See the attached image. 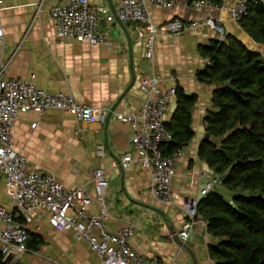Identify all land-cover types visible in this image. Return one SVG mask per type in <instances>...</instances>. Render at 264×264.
<instances>
[{"label": "crops", "instance_id": "0c3cea01", "mask_svg": "<svg viewBox=\"0 0 264 264\" xmlns=\"http://www.w3.org/2000/svg\"><path fill=\"white\" fill-rule=\"evenodd\" d=\"M90 1L92 6L106 5L114 10L119 0ZM190 1L175 0L171 8L150 5L158 28L153 58L146 55V37L141 40L137 36L138 29L144 27L142 23L108 22L103 18L100 28L112 46L95 45L61 40L57 36L50 9L61 0H6L2 6L5 40L0 43V70L7 66L8 77L33 76L40 88L52 93L63 91L82 104L108 110L105 121L97 115L91 122L55 108L43 113L20 112L13 129L16 148L27 156L30 168L55 174L65 186L83 187L94 197L93 171L103 169L109 182L107 228L117 231L133 225L135 233L129 244L134 249L145 257H159L174 264H192L188 253L173 238L174 231L179 232L187 221L182 202L185 197L201 198L200 191L206 183L202 173H214L199 157V144L206 137L205 120L213 109L212 94L216 88L198 77L209 62L202 57L199 47L220 36L205 23L182 34L169 31L168 23L177 18L186 23L222 18L226 33L255 51L260 52L258 48L264 47L227 12L207 7L199 10L188 5ZM145 34L148 36L147 31ZM153 74L161 79L163 89L179 85L198 99L193 118L196 135L182 149L173 182V204L153 196L150 170L137 164L124 169L120 163L124 155L132 152L133 129L117 115L136 111L143 104L147 98L145 79ZM175 109L176 97L170 104L167 120ZM0 205L14 209L1 169ZM88 211L97 214L100 205L93 202ZM33 216L30 230L41 235L44 242L38 250L22 256L24 263L105 264L87 242L75 240L70 231L53 228L46 211L37 210ZM3 227L0 223V228ZM213 241L206 225L199 222L194 225L188 243L196 251L200 264H214L208 249Z\"/></svg>", "mask_w": 264, "mask_h": 264}, {"label": "built area", "instance_id": "2783aa9c", "mask_svg": "<svg viewBox=\"0 0 264 264\" xmlns=\"http://www.w3.org/2000/svg\"><path fill=\"white\" fill-rule=\"evenodd\" d=\"M6 0H0V43L5 40L2 22V6ZM250 0H223L221 4L210 0H191L188 5L199 10L207 7L227 12L233 20L248 15ZM264 3V0H258ZM175 0H119L116 9L109 6H92L90 0H61L50 9V17L56 34L61 40H80L90 44L112 46L108 35L100 28L105 18L108 22L142 23L137 36L146 37L147 57L153 58L158 28L153 22L150 5L171 8ZM104 14V15H103ZM207 24L225 38L226 30L222 18L209 17L203 22L186 23L177 18L168 23V30L182 34L187 29ZM145 31L148 32L146 36ZM7 66L0 70V169L6 176L7 193L14 201V209L0 205V251L5 260L11 256L9 264H26L22 256L29 252L28 239L33 213L46 211L50 225L58 231H70L77 241L87 242L105 264H174L159 257L148 258L134 249L129 240L135 233L133 225H126L117 231L107 228L109 211L106 206V193L109 182L101 168L93 171L96 195L91 196L83 187H67L55 174H47L29 166L27 156L15 146L13 129L20 112L36 111L43 113L48 109H60L72 113L78 120L91 122L97 115L101 121L108 117V110H98L92 105L80 103L73 95L63 91L55 93L38 87L31 78L8 77ZM161 79L153 74L147 76L144 89L147 98L133 112L118 114V118L132 126V152L121 158L124 169L137 164L148 169L152 175L151 192L159 201L173 204V189L177 166L182 149L167 156L165 147L172 142L173 136L166 127L170 104L176 97L177 86L163 89ZM36 126V123L33 124ZM103 153V148L99 149ZM206 183L200 191V197H185L182 208L187 221L178 232L180 238L188 242L196 223L207 226L199 212V201L210 192L222 187V176L203 172ZM97 202L99 213H91L88 207Z\"/></svg>", "mask_w": 264, "mask_h": 264}, {"label": "trees", "instance_id": "16d2710c", "mask_svg": "<svg viewBox=\"0 0 264 264\" xmlns=\"http://www.w3.org/2000/svg\"><path fill=\"white\" fill-rule=\"evenodd\" d=\"M239 24L256 43L264 44V3L250 0L248 15ZM199 51L209 62L198 77L216 85L199 157L222 176V187L231 193L227 197L214 190L199 201L198 210L214 239L209 254L214 264H264V55L229 33ZM197 100L177 86L176 109L166 122L173 136L165 147L167 156L195 137ZM43 242L29 230L30 250H38ZM0 264H9L1 251Z\"/></svg>", "mask_w": 264, "mask_h": 264}, {"label": "water", "instance_id": "95a60500", "mask_svg": "<svg viewBox=\"0 0 264 264\" xmlns=\"http://www.w3.org/2000/svg\"><path fill=\"white\" fill-rule=\"evenodd\" d=\"M174 240H175V242L183 249V250H185L187 253H188V255L190 256V258H191V260H192V264H200V261H199V258H198V256H197V253H196V251L194 250V248L188 243V242H185V241H183L181 238H180V236H179V234H178V232L177 231H174ZM10 260H11V256L10 257H8V259H7V262L9 263L10 262Z\"/></svg>", "mask_w": 264, "mask_h": 264}, {"label": "rangeland", "instance_id": "374dc122", "mask_svg": "<svg viewBox=\"0 0 264 264\" xmlns=\"http://www.w3.org/2000/svg\"><path fill=\"white\" fill-rule=\"evenodd\" d=\"M264 45V44H263ZM258 49H260V52L264 55V47H260V48H258ZM220 191L222 192V193H224L227 197H230L231 195V193L230 192H228L227 190H225L224 188H220Z\"/></svg>", "mask_w": 264, "mask_h": 264}]
</instances>
